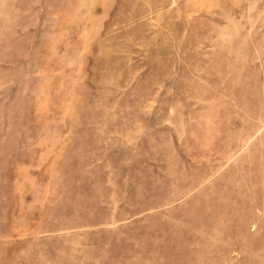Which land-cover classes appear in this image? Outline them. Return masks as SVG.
Masks as SVG:
<instances>
[{
	"label": "rangeland",
	"instance_id": "rangeland-1",
	"mask_svg": "<svg viewBox=\"0 0 264 264\" xmlns=\"http://www.w3.org/2000/svg\"><path fill=\"white\" fill-rule=\"evenodd\" d=\"M0 264H264V0H0Z\"/></svg>",
	"mask_w": 264,
	"mask_h": 264
}]
</instances>
